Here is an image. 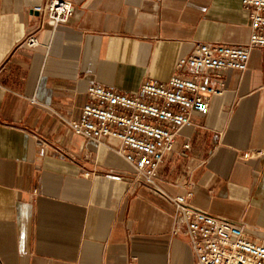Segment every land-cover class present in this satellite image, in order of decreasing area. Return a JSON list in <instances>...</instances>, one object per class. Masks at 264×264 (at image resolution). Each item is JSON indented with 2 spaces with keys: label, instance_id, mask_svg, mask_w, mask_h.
<instances>
[{
  "label": "crops",
  "instance_id": "0c3cea01",
  "mask_svg": "<svg viewBox=\"0 0 264 264\" xmlns=\"http://www.w3.org/2000/svg\"><path fill=\"white\" fill-rule=\"evenodd\" d=\"M45 1L0 0V264H199L173 232L174 205L66 120L80 116L92 83L134 93L175 74L198 42L246 43L242 0H69L67 23L22 45ZM193 120L157 182L263 238V50L227 72L224 95Z\"/></svg>",
  "mask_w": 264,
  "mask_h": 264
},
{
  "label": "built area",
  "instance_id": "2783aa9c",
  "mask_svg": "<svg viewBox=\"0 0 264 264\" xmlns=\"http://www.w3.org/2000/svg\"><path fill=\"white\" fill-rule=\"evenodd\" d=\"M242 7L251 19L246 43L198 42L178 60L175 74L144 82L134 93L92 83L80 116L66 120L75 135L121 155L132 166L138 185L174 205L173 232L188 237L199 264H264V237L253 240L232 221L194 206L188 194H169L157 182L159 167L174 150L180 130L192 126L194 116L207 115L212 98L224 95L227 72L247 69L255 48L264 52V0H242ZM37 10V26L22 45H40L38 34L67 23L76 8L69 0H46ZM30 101L36 103L35 98ZM261 155L251 151L245 157Z\"/></svg>",
  "mask_w": 264,
  "mask_h": 264
}]
</instances>
